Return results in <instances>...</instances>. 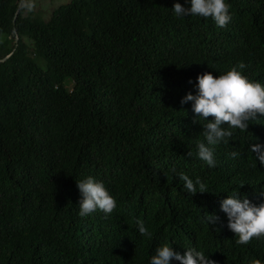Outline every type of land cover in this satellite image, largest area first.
<instances>
[{
    "label": "trees",
    "instance_id": "obj_1",
    "mask_svg": "<svg viewBox=\"0 0 264 264\" xmlns=\"http://www.w3.org/2000/svg\"><path fill=\"white\" fill-rule=\"evenodd\" d=\"M25 2L0 0V264H150L165 244L264 264V237L237 244L221 210L238 192L264 204L249 150L264 146V116L217 145L209 168L196 149L208 121L181 104L199 75L240 62L264 85V0H226L223 28L176 17L190 0H66L46 17ZM180 172L207 192L189 194ZM89 176L116 200L111 214L79 215Z\"/></svg>",
    "mask_w": 264,
    "mask_h": 264
},
{
    "label": "clouds",
    "instance_id": "obj_2",
    "mask_svg": "<svg viewBox=\"0 0 264 264\" xmlns=\"http://www.w3.org/2000/svg\"><path fill=\"white\" fill-rule=\"evenodd\" d=\"M22 7L31 9L32 4L26 0L22 3ZM229 9L230 5L226 3V0H190V7H184L180 3H175L173 6L176 17L211 18L221 28L231 20ZM246 67L247 65L240 62L226 74L218 77L210 72L199 75L197 77L198 94L188 93L181 100V104L192 101L196 117L208 121L203 126L204 141L197 142L196 149L198 158L204 161L209 168L216 166L214 152L217 145L229 143L235 130H247L249 121L256 120L258 114L264 116V85L243 75L240 70ZM209 117L212 118L211 121ZM249 150L255 152L256 158L264 165V146L258 143L253 144ZM188 155L191 156L192 153L189 152ZM230 155L236 158L239 153L234 151ZM173 171L175 172V169ZM177 175L180 180L184 181V188L192 196H195L197 192H207L206 184L199 179L194 183L183 172ZM77 187L82 196L79 202L80 216H90L97 210L111 214L116 209V200L109 194L102 182H97L89 176L77 182ZM238 196L239 192L224 199L221 202V210L228 217V228L238 237L236 243L245 245L253 238L264 237V204L257 207L247 199L241 201ZM207 219L210 224H213L219 217L213 214L208 215ZM137 227L142 236L152 238V232L145 227L143 221L138 220ZM173 260L179 261L180 264H216L203 251L189 248L181 255L167 244L156 249L150 264H171ZM256 264L259 262L257 261Z\"/></svg>",
    "mask_w": 264,
    "mask_h": 264
},
{
    "label": "rangeland",
    "instance_id": "obj_3",
    "mask_svg": "<svg viewBox=\"0 0 264 264\" xmlns=\"http://www.w3.org/2000/svg\"><path fill=\"white\" fill-rule=\"evenodd\" d=\"M33 2L31 9L38 13L39 15L46 17L51 9L56 6L59 2H64L66 0H28Z\"/></svg>",
    "mask_w": 264,
    "mask_h": 264
},
{
    "label": "water",
    "instance_id": "obj_4",
    "mask_svg": "<svg viewBox=\"0 0 264 264\" xmlns=\"http://www.w3.org/2000/svg\"><path fill=\"white\" fill-rule=\"evenodd\" d=\"M18 11H16V13H17ZM9 56V55H8ZM8 56H6V57H4L3 59H0V61H3L4 59H6Z\"/></svg>",
    "mask_w": 264,
    "mask_h": 264
}]
</instances>
